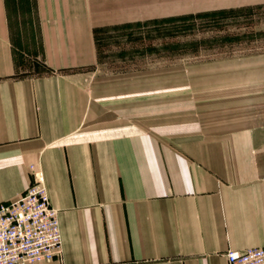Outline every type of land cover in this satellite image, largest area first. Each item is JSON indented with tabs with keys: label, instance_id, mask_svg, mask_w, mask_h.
Returning <instances> with one entry per match:
<instances>
[{
	"label": "crops",
	"instance_id": "0c3cea01",
	"mask_svg": "<svg viewBox=\"0 0 264 264\" xmlns=\"http://www.w3.org/2000/svg\"><path fill=\"white\" fill-rule=\"evenodd\" d=\"M30 6L49 72L19 77L0 0V204L43 173L63 237L47 264H228L264 247V112L241 102L147 124L144 100L98 86L94 39L145 19L146 0Z\"/></svg>",
	"mask_w": 264,
	"mask_h": 264
},
{
	"label": "rangeland",
	"instance_id": "374dc122",
	"mask_svg": "<svg viewBox=\"0 0 264 264\" xmlns=\"http://www.w3.org/2000/svg\"><path fill=\"white\" fill-rule=\"evenodd\" d=\"M144 17L95 29L99 87L144 100L147 124L241 102L264 112V0H146ZM10 18L18 76L48 73L30 0H10Z\"/></svg>",
	"mask_w": 264,
	"mask_h": 264
},
{
	"label": "built area",
	"instance_id": "2783aa9c",
	"mask_svg": "<svg viewBox=\"0 0 264 264\" xmlns=\"http://www.w3.org/2000/svg\"><path fill=\"white\" fill-rule=\"evenodd\" d=\"M18 200L0 204V264H47L62 254L58 212L51 205L44 175ZM228 264H264V247L226 253Z\"/></svg>",
	"mask_w": 264,
	"mask_h": 264
},
{
	"label": "trees",
	"instance_id": "16d2710c",
	"mask_svg": "<svg viewBox=\"0 0 264 264\" xmlns=\"http://www.w3.org/2000/svg\"><path fill=\"white\" fill-rule=\"evenodd\" d=\"M12 41H13V46H14V48L16 47L15 46V43H14V39L12 38ZM15 64H16V67H17V76H18V64H17V62H16V58H15ZM46 67V66H45ZM20 77V76H19Z\"/></svg>",
	"mask_w": 264,
	"mask_h": 264
}]
</instances>
